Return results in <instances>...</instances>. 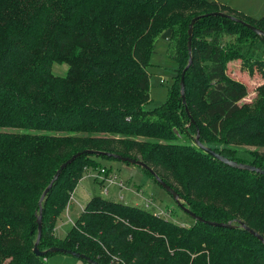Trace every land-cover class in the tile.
Returning <instances> with one entry per match:
<instances>
[{
  "label": "trees",
  "instance_id": "trees-1",
  "mask_svg": "<svg viewBox=\"0 0 264 264\" xmlns=\"http://www.w3.org/2000/svg\"><path fill=\"white\" fill-rule=\"evenodd\" d=\"M218 1L0 0V264H47L53 253L40 257L32 249L39 198L60 163L88 149L141 160L191 212L234 227H187L92 196L67 233L52 236L87 169L115 159L88 153L45 194L39 250L62 247L99 264H264V245L238 226L242 221L264 238V175L179 141L192 142L198 131L216 153L264 170V83L254 100L242 102L246 86L226 73L229 61L240 60L264 79V38L212 13L263 32L264 16L247 17ZM196 16L205 17L192 25L188 54V24ZM167 29L176 75L164 102L145 110L147 67ZM190 57L189 117L179 80ZM53 63L67 65L64 76L51 73Z\"/></svg>",
  "mask_w": 264,
  "mask_h": 264
},
{
  "label": "rangeland",
  "instance_id": "rangeland-1",
  "mask_svg": "<svg viewBox=\"0 0 264 264\" xmlns=\"http://www.w3.org/2000/svg\"><path fill=\"white\" fill-rule=\"evenodd\" d=\"M218 2L230 9H236L247 17L260 18L264 16V0H219ZM156 42L155 51L150 56V64L147 67L150 88L149 99L144 106L145 110L160 106L164 102L173 77L176 75V71H174L176 63L171 57L173 44L161 38ZM66 70V64L53 63L51 66V73L54 75L64 76ZM226 70L231 79L246 86L247 95L242 98V102L247 103L254 100L260 91V86L264 83L260 73L255 71L249 74L248 70L242 68L240 60L229 61ZM179 141L193 145L191 140H188L185 136H180ZM238 147L241 146L238 145ZM244 148L253 150V148ZM102 163V165H105L106 173H101V167H89L78 182L75 187L76 190L71 193L72 196L68 204L53 223L52 236L61 239L65 231L74 225L75 219L81 213L80 206L84 205L92 196L111 199L134 207H142L157 213L159 216L169 218L179 225L182 224L188 227L194 222L181 207L179 208L176 205L172 196L137 165L126 164L115 159H104ZM97 174L102 176L99 177ZM109 174L110 177H115L114 181L108 182L107 176ZM170 181L173 182L172 179ZM104 187L107 189L108 194L103 193ZM120 194H122V198L119 199ZM46 262L47 264H88L81 258L65 253H53L47 258Z\"/></svg>",
  "mask_w": 264,
  "mask_h": 264
},
{
  "label": "water",
  "instance_id": "water-1",
  "mask_svg": "<svg viewBox=\"0 0 264 264\" xmlns=\"http://www.w3.org/2000/svg\"><path fill=\"white\" fill-rule=\"evenodd\" d=\"M206 15V14H205ZM212 15H221V16H224V17H229L233 20H236V21H239L240 23H242L243 25H245L248 29H251L252 31H254L258 36H260L261 38H264V32L262 30H260L259 28H256L255 26L253 25H249V24H246L242 21H240L239 19H234L230 16H228L226 13L224 12H220V13H212ZM202 17H205V16H196L194 18H192L190 20V23L188 24V30H187V50H188V54L190 53V47H191V34H192V25L193 23L202 18ZM170 35H171V30L170 29H167L165 32H163L160 36L161 39L165 40V41H168L169 38H170ZM191 63V57L189 58L188 60V64L186 65V67L182 70V74L180 76V80H179V86H180V95H181V101L182 103L184 104L185 106V112L187 114V116H189L188 114V110H187V107H186V101L184 99V73H185V70L188 68V66L190 65ZM190 117V116H189ZM191 122H192V119H191ZM197 131V130H196ZM176 132V131H175ZM192 143L194 144V146H197L198 148H200L201 150H203V152H205L206 154H210L211 156H213L216 160H218L219 162L231 167V168H234V169H241V170H246V171H249V172H252V173H259V174H262L264 175V170L261 169L260 167L258 166H253V165H250V164H247V163H244V162H237V161H234V160H230L226 157H223L222 155H220L219 153H216L211 147H207L205 145H203L200 141H199V132L197 131L195 136L193 137V140H192ZM95 154V155H108V156H112L113 158H115L116 160H120L122 162H127L129 164H135L137 166H140L141 168H143L144 170H146L148 173H150L153 177H155L157 183L159 184V186L167 191L173 198V200L175 201L176 205L179 206V208L181 207V209L193 220V221H199V222H202L208 226H214V227H221V228H231V227H234V225L232 224L231 221H228V222H216V221H212V220H204L202 219L201 217L197 216L196 214H194L193 212H191L188 208H186L185 206H183L180 202V199L181 197L179 196V194L174 191V189L169 186L165 181H163L160 177H158L156 175V173L152 170V168L148 167L144 162H142L141 160L137 159V158H130V157H126V156H122L120 154H112V153H109V152H105V151H95V150H91V149H88V150H84L82 152H77L75 154H73L71 157H69L68 159H66L65 161H63L62 163H60V166L59 168L55 171V173L53 174L52 178H51V181L49 182V184L44 188V190L42 191L41 193V196L39 198V201H38V206H39V212L37 214V218H36V222H37V225H38V231H37V235H36V238H35V242L33 244V253L37 256H46V253L50 252V253H65V254H69V255H72L74 257H78V258H81L83 260H85V262H87L88 264H99L97 261L93 260L92 258L90 259L89 257L85 256L84 254H81L79 252H74V251H70V250H66L64 248H58V247H50V248H47L45 251H41L38 249V244L40 242V235H41V215H42V210H41V202L42 200L44 199L45 197V194L48 192V190L51 188V186L54 184V182L57 180L59 174L61 173V171L67 167V165H69L74 158H76L77 156L81 155V154ZM238 226L242 229H244L245 231H247L249 234H251L252 236H254L255 238H257L263 245H264V238L258 234L257 232H254L252 229H250L248 226L245 225L244 222L242 221H238Z\"/></svg>",
  "mask_w": 264,
  "mask_h": 264
},
{
  "label": "built area",
  "instance_id": "built-area-1",
  "mask_svg": "<svg viewBox=\"0 0 264 264\" xmlns=\"http://www.w3.org/2000/svg\"><path fill=\"white\" fill-rule=\"evenodd\" d=\"M100 171H101V173H106V169L105 168H100ZM96 174V173H95ZM99 177H101L102 175L101 174H97ZM107 180H108V182H111V181H114L115 180V177H110V174L107 176ZM108 191H107V189L104 187L103 188V193H106V194H108L107 193ZM120 198H122V195H120ZM146 206V205H145Z\"/></svg>",
  "mask_w": 264,
  "mask_h": 264
},
{
  "label": "crops",
  "instance_id": "crops-1",
  "mask_svg": "<svg viewBox=\"0 0 264 264\" xmlns=\"http://www.w3.org/2000/svg\"><path fill=\"white\" fill-rule=\"evenodd\" d=\"M75 190H76V188L74 189V191H75ZM120 195H122V194H120ZM120 195H119V199H120ZM75 202H76V201H75ZM77 205H78V204H77ZM77 205H76V206H77ZM84 205H85V204H84ZM84 205L80 206V207H81V210H82V208H83ZM70 206H71V205H70ZM75 211H76V209H75ZM75 211H74V213H75ZM77 214H78V213H77ZM76 216H78V215H76ZM76 216H75V217H76ZM67 231H68V230L65 231L64 235L67 233ZM64 235H63V236H64Z\"/></svg>",
  "mask_w": 264,
  "mask_h": 264
}]
</instances>
